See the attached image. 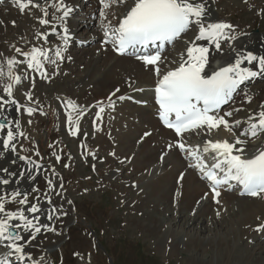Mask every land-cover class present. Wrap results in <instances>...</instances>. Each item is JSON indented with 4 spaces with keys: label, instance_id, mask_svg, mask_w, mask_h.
Returning <instances> with one entry per match:
<instances>
[{
    "label": "snow or ice",
    "instance_id": "6c2138e0",
    "mask_svg": "<svg viewBox=\"0 0 264 264\" xmlns=\"http://www.w3.org/2000/svg\"><path fill=\"white\" fill-rule=\"evenodd\" d=\"M98 2L102 43L110 45L120 56L134 57L143 64L145 71L155 76L154 96L159 118L179 138L174 143H169L167 148L184 153L192 161L189 167L198 170L201 178L209 182L210 192L205 194V198L211 195L215 203L219 204L220 189L226 185L232 187L233 184L242 187L241 195L256 197L264 194V147H257L252 154L248 151L249 141L264 134V103L258 105V111L243 119H232L242 111L241 108L224 110V106L229 105L238 92H243L245 101L251 103L253 96L241 86L247 81L264 76V55H256L234 46L233 42L238 39L234 34V26L226 22L210 21L206 0ZM3 3L4 0H0V4ZM13 3L21 14L30 8L39 10L41 15L35 19L47 30L37 29L35 32V39L40 42V46L33 45L28 50H22L13 45L15 52L23 59L16 56L6 57V71L0 66V110L14 105L17 112L23 108L31 116L38 109L20 104L14 98V89L24 80H29L30 87L34 88L35 76L31 73L38 74L41 79L50 80L47 65L53 66L52 74H59V65L66 58L65 52L72 38L68 28H63L58 36L60 43L54 48L44 45L49 43V36L56 33L55 22L63 24L73 9L68 7L65 0H13ZM119 5L127 7L123 13L117 14L115 9ZM189 32H194V35L184 40L185 47L176 59L168 60L162 56L166 46H174L175 42ZM199 42L211 45L217 53L223 52L222 44L226 43L233 55L224 63L214 66L210 61L212 48ZM50 52L54 55H49ZM21 65L26 67L18 73L17 68ZM162 65L165 68L163 71ZM25 72L28 74L25 75ZM134 90L144 91L142 88ZM119 91L117 88L112 96ZM24 95L29 103L39 104V101H33L32 92ZM112 96L108 97L109 107L115 106ZM118 98L125 99L124 96ZM64 105L69 132L76 136L80 132V122L86 112L72 100H65ZM97 107L99 110L95 113L94 127L97 121H102V113L105 111L102 102ZM40 114L47 115L42 109ZM0 118L5 121L0 122V133H3L0 136V245L6 249L5 255L0 257V264H14L10 259L12 257H15L18 264H43V257L34 259L25 249L32 246V242L42 232H57L53 224L42 223L41 218L53 221L67 214L62 211V206L55 205L52 200L53 195H61L56 188H63V184L57 185L53 179L47 178L48 192L43 194L41 201L40 196L36 195L41 190L35 184L43 165L32 156L20 155L17 151L20 138H28L20 130L19 120H9L7 116ZM221 128L234 139L231 142L227 139L205 140L202 153L200 145L193 148L187 144L184 136L187 132L197 131L210 135L212 131H219ZM20 148L25 152L32 151L23 148L22 144ZM9 153L15 154V159L8 160L6 166L3 161ZM205 154L211 157V166L204 160ZM35 156L40 157V152L35 151ZM54 158L57 162L61 160L60 155L54 154ZM20 162L25 165L22 170ZM13 165L16 166L15 170H11ZM52 172L59 178L54 169ZM178 179H183V173ZM25 185L30 187L26 188ZM8 205L12 207L9 208ZM255 231H264V224L258 225Z\"/></svg>",
    "mask_w": 264,
    "mask_h": 264
},
{
    "label": "bare ground",
    "instance_id": "6f19581e",
    "mask_svg": "<svg viewBox=\"0 0 264 264\" xmlns=\"http://www.w3.org/2000/svg\"><path fill=\"white\" fill-rule=\"evenodd\" d=\"M78 1L80 0H65L68 7L73 9V12L65 19L63 24L55 22L56 33L51 34L49 36V43L44 45L48 48H54L60 43L58 36L62 33L64 27H67L72 35L65 52L66 58L59 65V74H52L53 66L51 65H47V70L51 78L54 79L56 75L62 76L67 71L75 73L74 64L82 65V71L80 73L78 71L79 74L74 77L75 83L82 84V86L80 85L79 92L86 95V97L102 98V102L104 101L105 103H109L108 97L112 96V93L117 89L116 86L123 85L119 88L120 91L115 96H112L113 102L116 104L120 103L118 107L120 111L114 113L105 109V112L102 113L103 119L101 121L103 127L100 125L101 123L99 124L102 130L96 131L98 134L95 135L93 143L97 142L98 148L101 145L102 148L98 151L103 149V153L108 156H106L107 163H105L110 172L109 181L112 182L111 184L116 183L115 185L120 192L125 194L127 198L125 203L130 209V213H135V217L131 219L134 226L138 227L142 232L150 233L151 237L156 239L155 244L157 247H161L162 249H164L163 247H169L171 251L183 254L184 251L180 247H191L188 248V251L191 253L189 259L191 258L192 260L199 258V255L202 254L201 247L211 245L218 248L219 261L224 259L227 264L263 263L264 231L258 232L255 229L258 225L264 224V194L256 197L241 196V191L233 184L232 187L226 185L220 189L219 204L215 203L211 195L205 198V194L210 192L209 182L201 178V173L198 170L189 167L192 161L187 159L184 153L177 149L169 150L167 148L169 143H174L179 138L175 137L173 131L164 128L157 116L158 109L154 104L153 97L155 76L145 71L143 64L132 56H117L113 50L111 55L107 54V50L111 48L110 45L103 44L102 47L97 46L91 57L87 56L89 53L86 50L90 51L89 49H91L88 48V45L97 40H103V32L98 18L100 5L98 0H83L85 1L83 6L82 2ZM258 1L260 2V0ZM9 2H11L10 5L12 7L4 4L0 5V53H3L0 56V66H3L5 71V58L16 56L13 45L20 47L22 50H28L33 45L40 46V42L35 39V32L37 29L41 31L47 30L45 27L39 25L35 19V17L41 15L39 10L30 8L21 14L13 3V0H9ZM128 2L131 3V0H128ZM212 4H215L216 10ZM232 5L237 6L239 9L244 7V4L239 0H228L223 5L224 8L218 7L217 0H206L209 13L208 19L210 21L223 22L224 13ZM126 7L127 5H119L115 11L117 14L123 13ZM74 16L76 19H80L78 25L72 22ZM13 21L15 24H13ZM95 25L99 27L97 30L92 29ZM234 34L238 37L233 42L234 46L251 51L256 55H264L263 33L243 32V34L239 35V28L234 26ZM193 35L194 32H190L189 36L182 37V39L175 42L174 46H166V52L168 50L169 52L162 53V56L167 57L168 60L176 59L185 47L184 40L189 39ZM199 43L212 48L206 42ZM222 48V53H217L212 48L210 61L214 66L224 63L233 55L226 43L222 44ZM49 55H54V53L50 52ZM67 57H71V59ZM169 66L174 67L175 65ZM247 66L252 67L251 65ZM25 67V65L19 66L17 72H21ZM161 67L162 71L165 70L163 65ZM24 74L27 75L28 73L25 72ZM31 75L35 76V87H30L29 90L24 91L23 88L28 82L30 85V81L23 82L22 86L15 87L13 93L14 98L16 100L21 98L23 101H21L22 105L26 106L32 104L25 99L24 93L32 92L33 101H36L34 97L36 90L34 89L45 81L42 82L43 79L36 73H31ZM115 80H117L116 86L112 84L115 83ZM259 81L264 82V76L247 81L241 86L245 92H249L253 96L255 102L256 100L258 101V103L256 102L257 105H253L254 107H250L251 109H248L243 114L240 113L241 115L232 119L246 118L250 113L259 110V104L264 103V86L256 85ZM130 84L133 86L129 87ZM60 87L54 89H61L62 87ZM139 88L144 89V91L134 90ZM145 91L146 94L142 95ZM79 92L77 96H79ZM70 94L73 95L74 92L71 91ZM119 96H124L125 99L120 100ZM140 97L144 99V103L140 104L134 101L136 99L141 101ZM246 103L248 102L245 101L243 92H238L234 96L233 101L229 105L224 106V110L228 111L232 108H239V104ZM33 104L35 103L33 102ZM124 107H129V109H125ZM148 108H150L151 112ZM20 112L22 113L19 114L16 111L14 105H8L5 110H0V117L7 116L9 120H19L20 130L27 137L29 136L28 138L37 137L38 126L42 117L38 112H34L30 116L31 118H28L23 108ZM0 120L3 119L0 118ZM29 120L33 123L26 125ZM3 122L5 121L3 120ZM97 122L99 123V121ZM106 126L109 129L108 133L110 135L107 133L104 136L103 133ZM97 129L95 128V130ZM146 133H149V135H145ZM2 135L3 133H0V136ZM237 135H239V130H237ZM184 136L187 144L192 147L196 145L203 146L204 141L208 139L213 141L227 139L229 142L234 139L229 132L224 131L222 128L219 131H212L210 135H204L197 131L187 132ZM139 138L143 139L139 140ZM27 139L20 138L17 151L20 155L33 157L32 151L25 152L20 148L22 144L23 148L28 149L26 147L28 143V141L26 142ZM115 143H117V147L113 149ZM257 147H264V134H261L259 138H252L249 141V154H252ZM124 158L125 161L117 165L118 159L122 160ZM203 158L211 166L213 163L211 157L203 156ZM11 159H15V154L9 153L3 163L7 166L8 160ZM38 162L42 164L41 161ZM24 167L23 162H20L21 170ZM15 168L16 166H11V170H15ZM125 171L129 173L124 174ZM134 171L135 175L133 174ZM182 173L183 179L179 180L178 178ZM47 178L53 179L55 183L52 168L44 169L43 167V170L37 175L35 184L41 190L36 193L37 196H40L41 201H43V194L48 192L46 186ZM25 187L28 188L30 186L25 185ZM59 193H61L62 204H56L57 197H59L56 195L52 196L53 203L57 206H62V211L67 214L61 215L59 219L53 221H46L43 217L41 218L42 223L53 224L57 232H42L32 242V246L25 249L26 252L32 254L34 259H40V254L44 258L43 264H53V258H56L55 253L57 249H62L67 244L68 232L74 223L73 217L70 219V206L66 203L68 200L66 199L67 196H64L65 194L63 193L65 192L62 190ZM44 206L48 207L46 204ZM8 207L11 208L12 205H8ZM217 212H219V215H217ZM142 214L145 216V219L142 217ZM160 216H163L164 222ZM177 225H179L178 228ZM203 231H209L210 234L205 235ZM2 246L0 245V257H3L6 253V249ZM10 259L14 264L17 263L15 257ZM48 259H51L52 262H49Z\"/></svg>",
    "mask_w": 264,
    "mask_h": 264
},
{
    "label": "rangeland",
    "instance_id": "374dc122",
    "mask_svg": "<svg viewBox=\"0 0 264 264\" xmlns=\"http://www.w3.org/2000/svg\"><path fill=\"white\" fill-rule=\"evenodd\" d=\"M227 1L217 0L218 7L224 8L223 5ZM239 1L244 4V7L239 9L237 6L232 5L224 13L225 17H223V22L238 27L239 35L243 34V32H252L257 34L263 33L264 36V0H260V2L258 0H247V2L245 0ZM78 2H83V0ZM232 2L231 4H233ZM8 6L12 7V5ZM212 6L216 10L217 7L215 4H212ZM79 20L77 19L78 24ZM73 23L76 24V22ZM98 28V25H95L92 29L97 30ZM189 34L190 32L187 36ZM101 44L102 40H97L89 44L88 48L91 49H89L90 51L86 50L89 53L87 56L91 57L97 46L102 47ZM107 51V54L109 53L111 55L112 50L109 48ZM15 55L18 58H23L16 52ZM73 66L76 69L75 73L73 71H67L62 76L56 75L54 79L51 78L45 81L43 79L42 82H44L34 89L36 90L34 97L36 101H39V104L31 103L32 105H28L37 108L36 113L38 112L42 119L38 126L37 137L28 138L26 142L28 141L30 144L27 143L26 147L32 150V158L34 160L43 161L42 165H44V169L52 168L59 174V178L53 175L55 183L57 185L59 183L64 184L63 188L57 186L56 189L59 192L61 190L65 192L63 194L68 199L66 203L70 206V219L73 217L74 222L68 232L67 244L63 247L64 249L62 248L63 250L61 248L57 249L55 253L56 258H53V264H227L224 259L219 261L217 247H212L211 245L201 247L202 254L199 255V258L192 260L191 258L189 259L191 253L188 251V248L191 247H180L184 251L183 254L177 251H171L169 247H163L164 249H162L161 247H157L155 244L156 239L152 238L150 233L142 232L138 227L134 226L131 219L135 217V213H130V209L125 203L127 201L125 194L120 192L115 185L116 183L111 184L112 182L109 181L110 172L106 166L107 154L103 153V149L98 151L102 148L101 145L98 148L97 142L93 143L96 137L95 135L98 134L96 131L102 130L99 124L101 123L100 125L103 127L101 121L99 123L96 122L97 127L93 125L95 111L97 112L99 110L97 105L99 102H102V98L93 96L91 98L86 97V95L79 92L82 84L75 83L76 80H74V77L82 71L83 66L79 64H74ZM28 81L24 80L23 82ZM114 82L112 84L116 86L117 80ZM256 85L264 86V82L259 81ZM18 86H22V84ZM122 86L117 85L116 88ZM56 87H60L61 89H54ZM29 89L30 85L28 82L23 90L26 91ZM71 91L74 92L76 99L73 96L74 94H70ZM78 92L79 96H77ZM144 94H146V91L142 95ZM65 100L74 101L81 108H85L84 110L87 113L80 122V132L76 136H72L69 132L65 115ZM254 100L252 99L251 103L239 104L238 107L242 111L237 113L235 117L237 118L241 115L240 113H245L248 109H251L250 107L256 106L258 101L256 100V103ZM19 101L21 102L22 99L19 98ZM142 101H144L143 98H141V101L136 99L135 102L142 103ZM102 103H104L103 106L106 110L113 111L114 113L120 111V108H118L120 103L116 104L113 102L115 106L112 108L108 106L109 103H105L104 101ZM124 108L129 109V107ZM40 109L46 112L47 115H41ZM148 109L150 111V108ZM27 117L31 118L28 115ZM31 123L33 122L31 121ZM28 124L29 121L26 125ZM95 128H99V130H95ZM108 131L109 129L106 126L104 128V136ZM46 139H48V142L46 146H43L46 143ZM140 139L142 140L143 138ZM116 144L113 149L117 147ZM35 151H39L41 156L36 157ZM54 154L61 156L59 162L55 160ZM118 161L117 165H120L121 162L125 161V158L122 160L118 159ZM65 165L68 166L65 167ZM128 173V171L124 172V174ZM133 174L135 175V171ZM56 204H62L61 195L57 197ZM108 204L111 208L109 210L105 209ZM142 217L145 219L143 214ZM160 217H162L161 220L163 219L162 221L164 222L163 216ZM178 227L179 225H177ZM203 232L205 235L210 234L209 231ZM103 247L106 248L107 252ZM119 252L122 256L119 255ZM39 256L41 257L40 254ZM48 260L52 262L51 259ZM259 264H264V262Z\"/></svg>",
    "mask_w": 264,
    "mask_h": 264
}]
</instances>
